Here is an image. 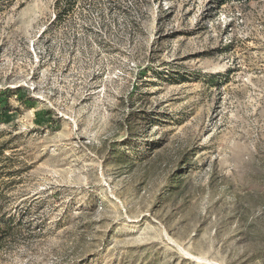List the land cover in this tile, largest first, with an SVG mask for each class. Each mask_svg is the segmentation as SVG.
I'll return each instance as SVG.
<instances>
[{"label":"rangeland","instance_id":"obj_1","mask_svg":"<svg viewBox=\"0 0 264 264\" xmlns=\"http://www.w3.org/2000/svg\"><path fill=\"white\" fill-rule=\"evenodd\" d=\"M75 1L0 0V264H264V0Z\"/></svg>","mask_w":264,"mask_h":264},{"label":"trees","instance_id":"obj_2","mask_svg":"<svg viewBox=\"0 0 264 264\" xmlns=\"http://www.w3.org/2000/svg\"><path fill=\"white\" fill-rule=\"evenodd\" d=\"M222 3L225 1L222 0ZM76 1L75 0H55L54 9L56 11L55 20H60L62 15L68 14L69 11L74 7ZM7 222L11 221V217L6 219Z\"/></svg>","mask_w":264,"mask_h":264}]
</instances>
